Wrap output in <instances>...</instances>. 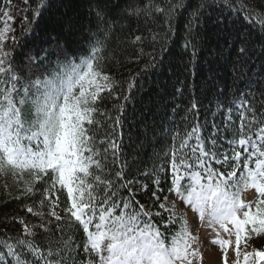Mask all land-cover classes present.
<instances>
[{
    "label": "snow or ice",
    "instance_id": "obj_1",
    "mask_svg": "<svg viewBox=\"0 0 264 264\" xmlns=\"http://www.w3.org/2000/svg\"><path fill=\"white\" fill-rule=\"evenodd\" d=\"M43 6L40 0L35 16ZM165 11L152 0L125 9L137 17ZM235 11L246 12L244 19L264 30V13L257 19L244 3ZM90 14L95 24L90 22L87 55L79 62L66 56L58 61V71L27 84L19 83L11 54L4 49L13 30L7 24L0 29V176H11L22 186L14 199L37 193L41 197L35 205H24L38 224L19 218L22 234L0 237V264H195L202 260L194 247L199 237L187 213L178 211L177 200L195 213L200 225L216 233L211 243L220 246L222 264H228L232 241L220 239L221 230L230 235L234 231L233 264H240L241 257L243 264H260L264 251L242 252L241 241L242 235L250 240V233L264 234V100L256 103L242 94L237 119L233 109H227L223 127L213 122L205 132L195 122L174 130L167 150L157 157L163 162L141 174L155 188L151 208L158 204L159 210L152 211L136 199L151 190L150 184L127 178L118 131L123 105L115 106L119 114L114 117L100 107L118 84L105 70L115 58L109 44L116 22L109 21L99 4ZM194 15L198 18L199 12ZM3 16L13 19L9 11ZM142 41L137 35L132 43ZM245 51L240 49L241 54ZM196 109L193 102L189 111ZM162 182L170 184L167 192L176 199L165 195L161 200ZM249 189L257 194L253 201L242 199ZM65 190L68 204L61 215L56 194ZM77 227L85 236L87 261L78 259ZM37 229L45 234L41 243Z\"/></svg>",
    "mask_w": 264,
    "mask_h": 264
},
{
    "label": "trees",
    "instance_id": "obj_2",
    "mask_svg": "<svg viewBox=\"0 0 264 264\" xmlns=\"http://www.w3.org/2000/svg\"><path fill=\"white\" fill-rule=\"evenodd\" d=\"M152 2L166 11L152 17L125 12L139 5L140 0H44L40 14L35 16L40 0H0V19L4 11L13 16V31L4 42V49L11 54L9 59L21 78L20 84L50 76L59 70L58 61L66 56L79 61L80 56L87 55L90 22L93 27L95 24L90 13L97 4L107 12L110 22H116L109 44L115 58L107 62L105 70L118 84L114 95L107 96L100 107L114 117L119 114L115 106L123 105V122L118 131L122 159L128 165L127 178L135 177L145 184L150 181L141 174L163 162L157 157L167 150L174 130L199 122L208 132L213 122L223 127L229 108L233 109V119H237L235 108L242 94L256 103L264 100V30L245 20L246 12L235 11L244 3L259 19L264 13V0ZM197 12L198 18L194 15ZM13 35L15 41L11 39ZM137 35L143 41L134 44ZM242 48L246 50L243 54ZM150 62L151 66L146 67ZM193 102L197 109L190 112ZM28 111L25 108L26 114ZM224 147L227 148L226 143ZM169 186L162 182L161 200L168 194ZM150 189L136 197L147 208L153 204L151 191L155 188L150 184ZM21 191L22 186L18 188L11 176H3L0 237L22 234L19 218L28 224L39 223L24 208L26 204L35 205L41 198L39 193L28 199H14ZM60 202L67 206L66 190L61 192ZM151 210H159L158 204ZM37 232L40 234L36 240L41 243L45 234L40 229ZM250 235L248 242L256 244L264 234ZM75 238L81 245L78 259L87 261L82 229L77 227Z\"/></svg>",
    "mask_w": 264,
    "mask_h": 264
},
{
    "label": "rangeland",
    "instance_id": "obj_3",
    "mask_svg": "<svg viewBox=\"0 0 264 264\" xmlns=\"http://www.w3.org/2000/svg\"><path fill=\"white\" fill-rule=\"evenodd\" d=\"M3 23L0 26V29L4 28L5 24H7L12 30H13V23L11 20H8L7 17L2 18ZM12 32L7 33V36L11 35ZM8 40V39H7ZM3 180V176H0V183ZM56 195L59 196V199L61 198V192H58ZM256 192L254 189H249L242 193V199L246 201L252 200L256 196ZM169 199H176V197L168 194ZM177 207L178 211L181 213L186 212L187 213V219L189 221V224L191 226V229L195 235H198L199 242L194 245V247H197L202 253V260L197 259L195 264H222V256L223 253L221 252L219 245H214L211 243L213 239H216V233L213 232L212 229L207 228L206 225L202 226L199 224L198 218L196 217L195 213L192 212L190 208H187L183 203L177 200ZM62 205H60V208L57 209V211L64 215ZM220 239H230L232 241V246L228 248V264H233V262L236 260L234 246H235V234L234 232L230 235L227 233H224L222 230L220 231L219 235ZM242 249L241 251H247L248 252H254L255 250H261L264 251V235L261 238V242L256 244H250L249 242H246L242 235ZM94 258V257H93ZM89 259V257H88ZM243 263V259L241 257L240 264Z\"/></svg>",
    "mask_w": 264,
    "mask_h": 264
}]
</instances>
